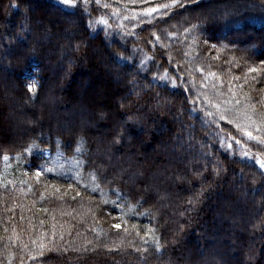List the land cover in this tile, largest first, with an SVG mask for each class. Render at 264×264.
<instances>
[{"label":"trees","instance_id":"trees-1","mask_svg":"<svg viewBox=\"0 0 264 264\" xmlns=\"http://www.w3.org/2000/svg\"><path fill=\"white\" fill-rule=\"evenodd\" d=\"M74 3L0 0V264H264L261 0Z\"/></svg>","mask_w":264,"mask_h":264},{"label":"snow or ice","instance_id":"snow-or-ice-1","mask_svg":"<svg viewBox=\"0 0 264 264\" xmlns=\"http://www.w3.org/2000/svg\"><path fill=\"white\" fill-rule=\"evenodd\" d=\"M57 2L62 5V6H65L69 9L68 12H66L65 14L68 15V16H72V15H75L76 12L74 11V9L76 8V4L74 3V0H57ZM191 3H195L196 0H190ZM96 3L98 4L99 3V0H96ZM87 4H88V0H84V5H85V8H84V11L86 12L87 11ZM177 4H181L182 5V0H172V3L171 4H165L163 5V7L165 9L169 8V7H174L176 6ZM253 7H255V5H253ZM261 7H264V0H261ZM160 9L157 8V7H149L146 11V15H152L153 13H156L158 12ZM231 13H225V15H230ZM89 18L90 17V14H89ZM196 25H193V28H195ZM157 40L160 39V37H156ZM151 42V41H150ZM124 60V57H121V56H118V55H113V62L114 63H120ZM257 69L253 68L251 69V71L255 72ZM163 79V78H162ZM169 81L171 82V85L172 87H176V83L174 80H171V78H168ZM24 87L26 88V91L28 94H31L29 95V99H34L35 98V93L37 91V84H36V78L35 76H33L32 78L28 79L26 81V83L24 84ZM221 119H223V117H221ZM257 131H259V129H257ZM247 136L250 138V139H256L255 137L252 136V133L251 132H248L246 133ZM115 143H119V135H117V137L115 138L114 140ZM259 143L261 144H264V140H259L258 141ZM236 143H239V141H236ZM231 147V146H229ZM77 151H79V149H77ZM261 152H264V148H261L260 149ZM244 156V159L243 160H237L236 162L237 163H244L245 167H251L253 169H258V171L256 172V175L259 176L260 178L264 179V159H261V158H258L254 155H250L248 152H245L243 154ZM5 159H8V157H4ZM48 171H51L50 169ZM36 176H41L43 173L42 171L38 170L36 173ZM239 175V178L241 181H244L246 179L244 173H238ZM253 182H255V176L253 177ZM189 203H191V201H189ZM113 227L115 229H120L121 228V224L120 223H116L113 225ZM155 247H156V250L158 251L160 249V242L159 241H155Z\"/></svg>","mask_w":264,"mask_h":264},{"label":"rangeland","instance_id":"rangeland-1","mask_svg":"<svg viewBox=\"0 0 264 264\" xmlns=\"http://www.w3.org/2000/svg\"><path fill=\"white\" fill-rule=\"evenodd\" d=\"M218 11H220V13H223V12L225 11V8H224V9H223V8L218 9ZM225 12H227V11H225ZM220 13H219V14H220ZM219 35H220V37H221V36H224V35H222V34H219ZM237 37H238V36H236V35L233 33V37H232V38H237ZM238 39H240V38H238ZM248 48H249L248 46H245V47H244L245 50H249ZM105 89L108 90L107 87H105ZM8 118H9V117L6 118V120H5L6 122L8 121V120H7ZM80 128H81V127H80ZM154 156H155V155H154ZM154 156H153V155L151 156L152 160L154 159ZM144 192L148 193L147 190H145ZM209 264H211V263H209ZM212 264H213V263H212Z\"/></svg>","mask_w":264,"mask_h":264}]
</instances>
